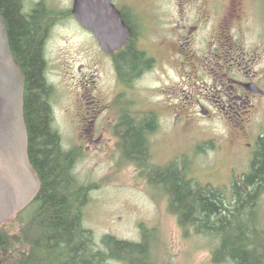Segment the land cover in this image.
<instances>
[{
    "label": "flooded vegetation",
    "instance_id": "af4514ba",
    "mask_svg": "<svg viewBox=\"0 0 264 264\" xmlns=\"http://www.w3.org/2000/svg\"><path fill=\"white\" fill-rule=\"evenodd\" d=\"M111 1L130 31L113 51L104 50L73 14H65L80 26L87 39L78 67L85 106L80 147L89 150L103 145L120 153L124 162L139 167L144 176L145 162L136 160L137 156L125 157L126 149L136 152L134 148L129 151L126 145L131 130L142 129L149 164L162 167L151 162L152 142L164 130L165 135L176 132L182 117L191 119L193 109L205 120L244 123V128L236 131L252 153L256 139L264 134V125L258 133L251 130L252 120L264 110V53L253 43L248 47L246 34L249 30L255 32L252 27L256 20L248 19L247 14L255 15L261 0ZM54 14L46 19L48 28L42 42L45 54L49 26L61 19L59 11ZM135 52L139 60H135ZM153 81H161V103L151 101ZM165 117L170 118L168 125ZM181 160L178 159L180 166L184 163ZM173 161L172 158L165 165ZM37 197L24 210L32 209L29 219L39 214ZM19 221L21 225L26 222ZM18 245L16 264H40L35 260L39 259L35 257L39 248L33 245V260L28 253L25 256L23 244ZM7 246V242H0V264L13 260Z\"/></svg>",
    "mask_w": 264,
    "mask_h": 264
},
{
    "label": "trees",
    "instance_id": "16d2710c",
    "mask_svg": "<svg viewBox=\"0 0 264 264\" xmlns=\"http://www.w3.org/2000/svg\"><path fill=\"white\" fill-rule=\"evenodd\" d=\"M0 14L7 24L14 58L25 75L28 152L42 180L37 197L39 214L23 224L21 234L8 235L0 230V242H7L6 248L15 261L18 244L22 243L25 256L28 253L33 260L39 258L35 260L40 264H108L110 260L154 264L150 260L154 229L142 226V239L137 242L105 234L99 245L93 231L84 225L83 208L93 187L83 185L76 177L75 160L80 151L65 149L54 125L55 89L47 78L48 60L42 50L46 19L54 17L53 10L44 0L35 3L32 10L26 9L25 0H0ZM134 57L139 60L138 53ZM130 134L126 145L129 151L134 148L136 152L126 149L125 157L137 156L136 160L145 162L147 181L151 187L159 186L165 191L168 209L185 232L193 228L196 233L217 239L212 252L215 263L264 264V230L259 226V203L264 193V134L256 140L248 172L229 190L195 181L178 160L162 167L150 165L142 129L131 130ZM33 245L40 249L35 257Z\"/></svg>",
    "mask_w": 264,
    "mask_h": 264
},
{
    "label": "rangeland",
    "instance_id": "374dc122",
    "mask_svg": "<svg viewBox=\"0 0 264 264\" xmlns=\"http://www.w3.org/2000/svg\"><path fill=\"white\" fill-rule=\"evenodd\" d=\"M25 1L28 10L42 0ZM44 3L51 10L61 11V19L49 26L47 78L55 89L52 97L54 125L62 137L63 147L80 151L75 160L74 173L83 185L93 187L89 201L83 208L85 227L93 231L95 242L100 245L105 234L140 241L142 226H145L155 231L150 247L152 263L217 264L212 253L218 244L217 239L196 233L195 229L189 227V231L185 232L177 216L168 209L165 191L159 186L151 187L147 176H141L139 167L124 162L120 153L109 151L103 145L89 150L80 147L81 116L85 106L81 96L82 74L78 67L83 61L82 52L87 39L72 17L65 15L71 14L73 0H44ZM247 18L256 20L252 27L255 32L249 30L246 34L248 47L253 43L259 47L260 53H264L263 0L259 1L258 12L255 15L247 14ZM160 83L151 82L153 102L163 101L164 96L159 93ZM190 112L191 119L182 117L176 132L165 135L164 130L152 142L151 162L164 166L172 158L182 159V166L187 167L190 178L229 190L232 183L249 170L252 158L251 152L246 150L244 138L236 131L243 129L244 123H230L223 119L205 120L197 116L193 109ZM165 120L168 125L170 118L165 117ZM236 123L240 126L235 127ZM263 125L264 110L252 120L251 130L258 133ZM247 139L249 141L251 137ZM94 185L97 186L94 188ZM259 211V226L264 230V193ZM31 213L30 208L11 226L3 225L1 232L21 234L23 224L19 220L28 221ZM6 264H15V260L12 263L7 261ZM108 264L127 263L110 260Z\"/></svg>",
    "mask_w": 264,
    "mask_h": 264
},
{
    "label": "water",
    "instance_id": "95a60500",
    "mask_svg": "<svg viewBox=\"0 0 264 264\" xmlns=\"http://www.w3.org/2000/svg\"><path fill=\"white\" fill-rule=\"evenodd\" d=\"M73 13L107 51L129 34L111 0H74ZM24 90L25 75L14 58L7 24L0 14V224L25 209L42 185L28 153Z\"/></svg>",
    "mask_w": 264,
    "mask_h": 264
}]
</instances>
